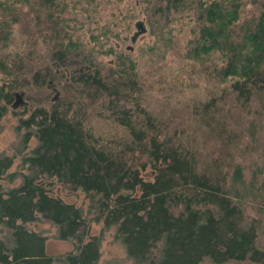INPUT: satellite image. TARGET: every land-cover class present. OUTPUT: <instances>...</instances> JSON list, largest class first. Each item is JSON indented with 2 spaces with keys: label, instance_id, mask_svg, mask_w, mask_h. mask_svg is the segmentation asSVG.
Wrapping results in <instances>:
<instances>
[{
  "label": "trees",
  "instance_id": "trees-1",
  "mask_svg": "<svg viewBox=\"0 0 264 264\" xmlns=\"http://www.w3.org/2000/svg\"><path fill=\"white\" fill-rule=\"evenodd\" d=\"M6 115L0 264H264V0H0Z\"/></svg>",
  "mask_w": 264,
  "mask_h": 264
},
{
  "label": "rangeland",
  "instance_id": "rangeland-1",
  "mask_svg": "<svg viewBox=\"0 0 264 264\" xmlns=\"http://www.w3.org/2000/svg\"><path fill=\"white\" fill-rule=\"evenodd\" d=\"M192 93L193 92L185 93L183 96V100L185 99L184 101H188L189 100L188 98L193 97ZM204 94H207V90L200 85L199 95H204ZM21 96L22 95H20V99L22 100L23 96L22 97ZM56 97H57V92H53L51 98H56ZM20 101L18 102V104L23 103V101H21V103ZM17 139H18L17 135L14 131L13 118L10 116L4 117V119L1 120L0 122V153L10 154L13 156V163L9 167L10 170L15 169L20 160L19 152L21 151V147ZM28 143L29 145L32 144L33 139L30 138ZM53 187H54L53 190L55 192L61 193V195L65 199L75 202L76 205L82 208L83 212H87L88 199L84 196V194L81 191H78L75 194H73L62 190L59 184H56ZM89 214H91V212ZM30 225L33 228L38 229L47 235L46 249L49 253L56 254L70 248L69 242L61 241L55 238L54 228L50 222L40 220L37 222H33ZM90 226L92 233H97L98 230H100L99 223L91 222ZM112 235H113V231L111 228H109L104 232L103 236H101L100 239L101 255L96 264H135L134 260L126 254L124 246L121 244V242L114 240L115 238ZM199 264H213V263H211L207 259H204ZM236 264H248V263H236Z\"/></svg>",
  "mask_w": 264,
  "mask_h": 264
},
{
  "label": "water",
  "instance_id": "water-1",
  "mask_svg": "<svg viewBox=\"0 0 264 264\" xmlns=\"http://www.w3.org/2000/svg\"><path fill=\"white\" fill-rule=\"evenodd\" d=\"M135 24V30L132 32V34L130 35V40L131 41H134L135 37L137 36L138 33H140L141 31H143L145 28H144V25H143V22L142 20H136L134 22ZM128 48H131V45L128 44L127 45ZM14 100L12 101L11 105L12 106H15L21 99H20V93H15L14 94Z\"/></svg>",
  "mask_w": 264,
  "mask_h": 264
}]
</instances>
